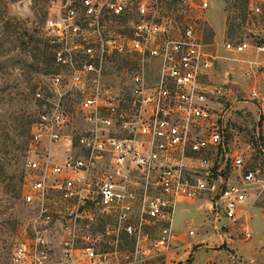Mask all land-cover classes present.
I'll return each instance as SVG.
<instances>
[{
  "label": "built area",
  "instance_id": "2783aa9c",
  "mask_svg": "<svg viewBox=\"0 0 264 264\" xmlns=\"http://www.w3.org/2000/svg\"><path fill=\"white\" fill-rule=\"evenodd\" d=\"M186 4L52 0L44 40L55 66L50 94L36 93L47 107L31 128L22 194L32 210L30 234L10 264L165 257L177 247L180 201L215 200L225 224L249 223L259 170L231 146L222 103L228 87L211 83L216 56L198 21L175 26L169 17L170 8L184 13ZM263 9L264 0H248L252 14ZM250 46L228 42L226 49ZM73 96L82 128L70 131ZM251 98L260 102L256 90ZM261 140L258 129L247 148L259 143L264 152ZM228 167L234 176L225 177ZM244 232L250 236L249 226Z\"/></svg>",
  "mask_w": 264,
  "mask_h": 264
},
{
  "label": "rangeland",
  "instance_id": "374dc122",
  "mask_svg": "<svg viewBox=\"0 0 264 264\" xmlns=\"http://www.w3.org/2000/svg\"><path fill=\"white\" fill-rule=\"evenodd\" d=\"M208 1L207 9H202V0H187L186 12L170 8L169 17L175 26L198 21L209 51L216 56L211 83L228 87L222 103L231 146L259 170L251 186L250 197L255 199L252 217L248 224H225L215 200L180 201L173 222L176 249L165 257L138 264H264V152L259 143L254 149L247 148L258 129L264 133L259 121L260 103L264 101V50L258 49L264 46V9L256 15L248 10V0ZM51 2L0 0V264H10L14 247L30 234L32 210L23 202L22 194L31 158L28 133L47 107L32 91L37 87L50 94L47 76L53 68L44 26ZM239 41L251 46L241 52L226 49L228 42ZM26 78H30L29 84ZM252 90L259 93L260 102L251 98ZM20 91L29 98L21 99ZM75 100L73 96L68 102L73 114L70 131L82 128ZM235 174L228 167L225 177ZM247 226L250 236L244 232Z\"/></svg>",
  "mask_w": 264,
  "mask_h": 264
},
{
  "label": "trees",
  "instance_id": "16d2710c",
  "mask_svg": "<svg viewBox=\"0 0 264 264\" xmlns=\"http://www.w3.org/2000/svg\"><path fill=\"white\" fill-rule=\"evenodd\" d=\"M45 46H46V50H47V53H48V57H49V59H50V61H51V63H52V68H54V57H53V54H52V52H51V50H50V48H49V46H48V44H47V42L45 41ZM52 71V70H51ZM50 71V72H51ZM49 72V73H50ZM25 82H27V84H29V82H30V78H26L25 79ZM36 88L37 87H34L33 88V91H32V94L35 96V94L37 93V90H36ZM18 95L20 96V98L21 99H23V100H27L28 98H29V96L28 95H25V93L24 92H22V91H20V92H18ZM30 134L28 133V136H29ZM15 199L16 198H18V196L17 195H15V196H13ZM13 252V251H12ZM12 252H11V255H12ZM11 255H10V258H11Z\"/></svg>",
  "mask_w": 264,
  "mask_h": 264
},
{
  "label": "crops",
  "instance_id": "0c3cea01",
  "mask_svg": "<svg viewBox=\"0 0 264 264\" xmlns=\"http://www.w3.org/2000/svg\"><path fill=\"white\" fill-rule=\"evenodd\" d=\"M222 29H223V30L225 29V24L223 25Z\"/></svg>",
  "mask_w": 264,
  "mask_h": 264
}]
</instances>
